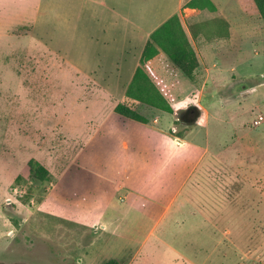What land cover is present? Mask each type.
Wrapping results in <instances>:
<instances>
[{
	"label": "rangeland",
	"instance_id": "1",
	"mask_svg": "<svg viewBox=\"0 0 264 264\" xmlns=\"http://www.w3.org/2000/svg\"><path fill=\"white\" fill-rule=\"evenodd\" d=\"M17 28L0 36V264H264V108L248 107L264 92V76L232 70L211 82L207 64L187 62V75L159 49L162 59L145 69L151 84L127 88L133 51L119 52L120 76L100 67L101 82L94 74L78 80L62 53L32 47L22 37L30 26ZM165 79L168 88L193 86L174 103L195 99L202 108L203 125L176 124L174 111L162 127L196 168L182 184L184 198L161 210H119L127 195L117 191L111 143L114 132L118 141L129 134L131 118L121 115L125 126L114 129L115 106L159 123V109L133 90ZM230 102L242 104L224 110ZM180 175L172 174L173 188Z\"/></svg>",
	"mask_w": 264,
	"mask_h": 264
},
{
	"label": "crops",
	"instance_id": "2",
	"mask_svg": "<svg viewBox=\"0 0 264 264\" xmlns=\"http://www.w3.org/2000/svg\"><path fill=\"white\" fill-rule=\"evenodd\" d=\"M188 1L190 0H0V20H5L2 28L0 27V36L9 34V31L18 26H30L31 29H24L27 33L22 37L26 36L32 47L39 45L38 49L44 47L49 51L62 53L70 69L75 71L74 77H78V80L84 79L83 77L87 79L88 74H94L97 76L94 79L96 83L101 82L98 79L102 77L98 70L100 67L115 68L117 76H120L122 65L119 52L133 51L131 63L124 70L128 74V84L139 64L145 44L150 41L151 33L168 18L177 15L197 55L198 63L210 67L211 82H215L218 75L229 74L232 70L241 71L242 79L264 76V22L260 17L244 12L237 0H210L214 5L213 10L184 6ZM162 57L163 53L159 51L145 62L144 69L149 72L152 64ZM159 69L161 70L160 67ZM167 81L170 80L165 79L166 84L159 86V89L172 106L176 98H188L186 93L193 87L190 82L185 80L184 87L168 88ZM248 90L250 93L256 91L255 86ZM243 95L245 94H240ZM252 95L254 101H250L248 107L257 104L264 108V92ZM230 103V107L224 110L242 104ZM198 107L202 109L199 105ZM115 113L118 121L121 114ZM152 113L159 117V123L131 119L125 121L129 122L128 135L123 134L124 137L118 141V133H112L114 141L111 143L110 161L113 167L114 163L117 164L118 180L123 185L117 191L127 195L126 205L119 206V210H127L128 205L133 209L161 210L167 202L184 198L182 184L188 182L196 168L189 167L188 159L179 156V146L168 138L162 128L173 113L160 109L153 110ZM125 122L120 121L117 125L112 122V126L118 130ZM239 129L240 127L234 128ZM263 131L264 128H261L260 133ZM123 156L126 160L120 163ZM124 164L127 169L123 171ZM175 171L181 173V181L177 178L179 187L176 185L173 188L174 184L171 182L174 183L172 174ZM111 172L114 176V169ZM157 190L162 195L161 199L152 197ZM103 193L104 191L101 192ZM106 219L111 220L109 217Z\"/></svg>",
	"mask_w": 264,
	"mask_h": 264
},
{
	"label": "trees",
	"instance_id": "3",
	"mask_svg": "<svg viewBox=\"0 0 264 264\" xmlns=\"http://www.w3.org/2000/svg\"><path fill=\"white\" fill-rule=\"evenodd\" d=\"M237 2L244 12L247 14L257 13L264 22V0H237ZM184 6L199 9H214V5L210 0H190L186 2ZM159 49L166 51L172 63L179 66L187 75L190 73L186 65L187 62L190 61L193 64L197 62V55L195 54L186 34L182 29L178 16L173 15L151 33L150 41L145 44L141 52L139 64H137L127 88H130V86L132 87L133 84L136 81H140V79H147L149 82L144 81L147 84L152 83L143 65L146 61L154 57L159 52ZM133 95L137 96L136 98L138 100H142L154 108L168 113L174 112V108L170 101L163 95L161 89L158 87L156 88L155 86H152L151 88L150 86H146L142 91L138 92L133 90ZM133 95L131 97L134 98ZM115 111L123 116L130 117L131 119L140 122L146 121V119L142 116H138L132 111L125 109L124 105L121 103H118L115 106ZM201 113L202 110L199 107L197 108L195 105H189L185 110L178 111V119L175 120L174 123L178 124L182 122L186 126L194 125ZM107 264L121 263L119 260L112 259L108 261Z\"/></svg>",
	"mask_w": 264,
	"mask_h": 264
},
{
	"label": "clouds",
	"instance_id": "4",
	"mask_svg": "<svg viewBox=\"0 0 264 264\" xmlns=\"http://www.w3.org/2000/svg\"><path fill=\"white\" fill-rule=\"evenodd\" d=\"M189 105H195L198 108V104L195 99H185L183 101H180L178 103H175L173 105L175 113H177L179 110H185ZM197 124L203 125L204 120L198 119L196 121ZM174 131H179V129H174Z\"/></svg>",
	"mask_w": 264,
	"mask_h": 264
},
{
	"label": "built area",
	"instance_id": "5",
	"mask_svg": "<svg viewBox=\"0 0 264 264\" xmlns=\"http://www.w3.org/2000/svg\"><path fill=\"white\" fill-rule=\"evenodd\" d=\"M263 120V116L261 114H259L258 116H256V118L253 120V123L255 125H258L261 123V121Z\"/></svg>",
	"mask_w": 264,
	"mask_h": 264
}]
</instances>
